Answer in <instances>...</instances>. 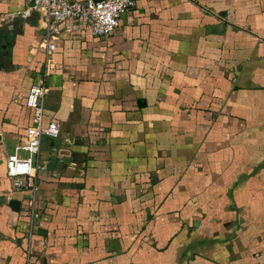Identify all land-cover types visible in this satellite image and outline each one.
<instances>
[{"label":"crops","instance_id":"crops-1","mask_svg":"<svg viewBox=\"0 0 264 264\" xmlns=\"http://www.w3.org/2000/svg\"><path fill=\"white\" fill-rule=\"evenodd\" d=\"M49 32L0 0V264H264V0H136L110 37ZM38 80L60 133L33 196L5 159Z\"/></svg>","mask_w":264,"mask_h":264},{"label":"built area","instance_id":"built-area-1","mask_svg":"<svg viewBox=\"0 0 264 264\" xmlns=\"http://www.w3.org/2000/svg\"><path fill=\"white\" fill-rule=\"evenodd\" d=\"M136 0H33V6L41 7L47 19L48 33L51 39L58 33V23L67 19H77L91 34L110 37L118 25L120 15L129 12ZM54 43L45 42V47L53 48ZM47 88L43 80L33 83L26 94L25 104L31 109L30 123L24 134L16 143L15 149L22 150L25 155L19 156L16 151L8 153L5 159L6 175L14 190L30 189L33 196L37 189L38 173L47 169V162L39 158L41 139L44 136H59V123L50 118L43 122L44 101ZM58 156L57 150L50 152ZM32 196V197H33ZM32 219L38 218L33 203H30Z\"/></svg>","mask_w":264,"mask_h":264},{"label":"water","instance_id":"water-1","mask_svg":"<svg viewBox=\"0 0 264 264\" xmlns=\"http://www.w3.org/2000/svg\"><path fill=\"white\" fill-rule=\"evenodd\" d=\"M9 204L15 209L18 208L17 200L12 199V200L9 201Z\"/></svg>","mask_w":264,"mask_h":264}]
</instances>
